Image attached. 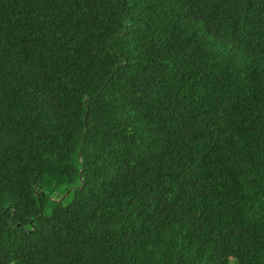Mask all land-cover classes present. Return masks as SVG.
Returning <instances> with one entry per match:
<instances>
[{"label":"trees","instance_id":"16d2710c","mask_svg":"<svg viewBox=\"0 0 264 264\" xmlns=\"http://www.w3.org/2000/svg\"><path fill=\"white\" fill-rule=\"evenodd\" d=\"M0 264H264V0H0Z\"/></svg>","mask_w":264,"mask_h":264},{"label":"rangeland","instance_id":"374dc122","mask_svg":"<svg viewBox=\"0 0 264 264\" xmlns=\"http://www.w3.org/2000/svg\"><path fill=\"white\" fill-rule=\"evenodd\" d=\"M64 194H66V192Z\"/></svg>","mask_w":264,"mask_h":264}]
</instances>
